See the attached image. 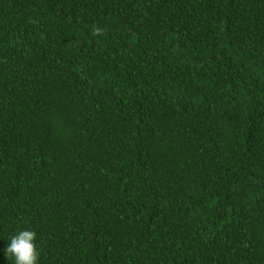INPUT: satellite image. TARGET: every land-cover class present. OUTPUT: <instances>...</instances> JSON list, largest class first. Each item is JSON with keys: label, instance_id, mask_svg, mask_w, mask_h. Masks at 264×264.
<instances>
[{"label": "trees", "instance_id": "16d2710c", "mask_svg": "<svg viewBox=\"0 0 264 264\" xmlns=\"http://www.w3.org/2000/svg\"><path fill=\"white\" fill-rule=\"evenodd\" d=\"M19 229L38 264H264V0H0Z\"/></svg>", "mask_w": 264, "mask_h": 264}, {"label": "clouds", "instance_id": "9594fccd", "mask_svg": "<svg viewBox=\"0 0 264 264\" xmlns=\"http://www.w3.org/2000/svg\"><path fill=\"white\" fill-rule=\"evenodd\" d=\"M36 232L31 229H19L9 238L3 251L11 264H38Z\"/></svg>", "mask_w": 264, "mask_h": 264}]
</instances>
